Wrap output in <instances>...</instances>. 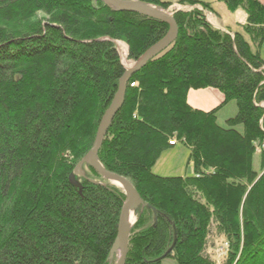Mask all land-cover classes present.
<instances>
[{"label":"trees","instance_id":"16d2710c","mask_svg":"<svg viewBox=\"0 0 264 264\" xmlns=\"http://www.w3.org/2000/svg\"><path fill=\"white\" fill-rule=\"evenodd\" d=\"M176 1L195 9L174 12L177 40L132 76L98 152L141 199L126 264H217L206 253L214 226L229 245L224 264H264V153L255 156L264 141V4L223 0L247 15L225 33L206 19L204 11L219 16L211 3ZM169 29L101 0H0V264H111L126 196L75 175L125 74L107 39L137 62ZM206 88L225 97L210 112L187 101ZM230 101L238 111L222 127L216 114ZM175 135L190 150L192 176L153 173Z\"/></svg>","mask_w":264,"mask_h":264},{"label":"rangeland","instance_id":"374dc122","mask_svg":"<svg viewBox=\"0 0 264 264\" xmlns=\"http://www.w3.org/2000/svg\"><path fill=\"white\" fill-rule=\"evenodd\" d=\"M201 1L211 3L214 11L219 16H222V17L215 16L214 14H212L210 12L204 11L207 21L212 26L214 25V28L216 27V29H217V27H218V28L224 30V31H222V30L221 31L225 32V33H228L224 28L225 26L226 27L228 26L229 28L234 29V27H232L233 26L232 24L235 23V20H237L236 16L239 15V13L237 15H236V13L239 11H240V13H242L241 12V11H243L242 9H239L235 13L231 14L228 11L227 6L223 0H201ZM176 2L177 1L174 0V4L172 6H170L165 11L168 12L169 14H172L175 11H178L179 9L187 7V6H180ZM158 8H160V7H158ZM196 8L202 10L201 7L196 6ZM192 10H190V11H192ZM244 13L245 12L243 11V15H244ZM36 17H38L40 20H42V19H44L45 16L43 14H38ZM219 25H221V27H219ZM237 29H240V25L239 26L237 25ZM121 43L126 45L124 42H121ZM126 47L128 48L127 45H126ZM116 48H117L118 54L120 56L121 62L125 68L126 67L127 68L132 67L134 65V63H136V62L130 61L128 59V53H126V60H125L119 52L118 45H116ZM261 56L264 59V43H263V46L261 49ZM263 70H264V68H263ZM199 91H203V92H199ZM224 99H225L224 95L219 90L214 89V88L190 90L188 95H187L188 103L192 107H194L195 109L201 110L203 112H208V111L200 109L198 106H202V107L208 109L209 111H211V110L219 107L221 105V103H223ZM237 111H238V108H237L236 102L230 101L225 106H223L218 111V113L216 114L217 123L220 126L225 127L226 121L228 119L236 116ZM176 139H177L176 135L174 137H171V139L169 141V145L171 146V144H170L171 142L175 143V145H172L171 147L167 148V150L165 152H163L162 156L160 157V159L157 161L155 167L153 168L154 174L162 176V177H186V176H192L193 175V173H194L193 166H192V163L189 162L190 150L188 147L181 144L178 141V139L177 140ZM263 146H264V141L257 144V146H256L255 156L257 157V159L261 156L262 153H264ZM82 170H83V173H82L83 175L79 176L81 178H84V179L86 178L87 180H90V181L94 182L95 184H100V185H103L100 181H106L109 185L115 186L112 184V182L105 180L100 175H99V177H97L95 174L92 173V171L90 170V168H88V166L86 167V165L83 166ZM258 170H260V169H258ZM263 173H264V171L261 174H263ZM119 176H121V175H119ZM115 187H117V186H115ZM117 188H119V187H117ZM119 189H121V188H119ZM121 190L123 191V189H121ZM136 209L134 211L135 221L133 222L132 227L137 222ZM228 249H229L228 242L226 241V239L223 236L219 237V235L216 233L215 226H214L212 228V233L208 239V246L206 248V253L210 256V258L212 260H215L217 264H224L223 262L227 256ZM117 260H118V253H116L114 255V257L110 260V262H111V264H117ZM162 264H178V263L174 259H166L162 262Z\"/></svg>","mask_w":264,"mask_h":264},{"label":"water","instance_id":"95a60500","mask_svg":"<svg viewBox=\"0 0 264 264\" xmlns=\"http://www.w3.org/2000/svg\"><path fill=\"white\" fill-rule=\"evenodd\" d=\"M107 7L112 9L115 12H127L135 13L142 17L157 20L161 23L169 25L170 29L167 35L158 42L155 46L149 49L134 65L130 68H125V74L120 80L118 91L114 97V100L105 114L102 123L97 131L95 141L93 143L92 149L89 153L79 162L77 168L75 169L76 176H82L83 166L86 165L94 170L98 175H100L105 180L110 182H119L121 186H117L123 189V192L126 196V200L123 204L119 225L118 233L111 250L110 260L118 253L117 264H126L128 251H129V237L131 228H127L128 221L127 217L130 212L135 211L138 205L141 203L139 194L133 184L127 180L125 177L119 176L117 174L107 171L104 166L101 164L98 158V152L105 140V137L108 133L109 128L113 122L114 117L122 108L127 85L131 80L132 76L138 73L141 69L146 67V65L165 50H167L178 38L179 28L177 22L174 18V14H169L161 8L156 6L148 5L139 1H123V0H101ZM192 7H184L179 9L177 12H188L192 10ZM216 28V27H215ZM218 30H222L217 28ZM224 31V30H222ZM117 43L116 41H114ZM114 185V184H113ZM116 186V185H115Z\"/></svg>","mask_w":264,"mask_h":264},{"label":"bare ground","instance_id":"6f19581e","mask_svg":"<svg viewBox=\"0 0 264 264\" xmlns=\"http://www.w3.org/2000/svg\"><path fill=\"white\" fill-rule=\"evenodd\" d=\"M124 1V0H123ZM143 3V2H142ZM146 4V3H145ZM148 5H150V4H148ZM152 6H154V5H152ZM194 9V8H193ZM164 10V9H163ZM165 11V10H164ZM189 12V11H188ZM172 14H174V13H172ZM243 17V16H242ZM108 41H110V42H112V43H114L115 45H118V47H119V52H120V54H121V56L126 60V53H128V48L126 47V45H124L123 43H121V42H117V43H115L113 40H109V39H107ZM129 66V65H128ZM127 68V67H126ZM128 68H130V67H128ZM177 140V139H176ZM113 184L114 185H116V186H121V184L119 183V182H113ZM122 189V188H121ZM127 221H128V226H127V228H130L131 226H132V224H133V222L135 221V215H134V213L133 212H130L129 214H128V217H127ZM129 239H130V237H129Z\"/></svg>","mask_w":264,"mask_h":264},{"label":"crops","instance_id":"0c3cea01","mask_svg":"<svg viewBox=\"0 0 264 264\" xmlns=\"http://www.w3.org/2000/svg\"><path fill=\"white\" fill-rule=\"evenodd\" d=\"M261 3H264V0H259ZM242 13H240V11L239 12H237L236 13V15L239 13V15H237L236 16V19L237 20H235V23H233L232 25V27H234V29L236 30L237 29V25L239 26H242V25H244V24H246V20H247V15L244 13V15H243V11H241ZM243 16V17H242ZM213 24V23H212ZM237 24V25H236ZM214 26V25H213ZM219 27H221V25H219ZM224 27V26H223ZM218 28V27H217ZM231 29V28H230ZM199 92H203V91H199ZM222 104V103H221ZM191 106V105H190ZM192 107V106H191ZM200 109H203V110H206V111H208V112H210L208 109H206V108H204V107H202V106H198ZM194 108V107H193ZM195 109V108H194ZM198 110V109H197ZM214 110V109H213ZM212 111V110H211ZM177 146V145H176ZM175 146V147H176Z\"/></svg>","mask_w":264,"mask_h":264},{"label":"built area","instance_id":"2783aa9c","mask_svg":"<svg viewBox=\"0 0 264 264\" xmlns=\"http://www.w3.org/2000/svg\"><path fill=\"white\" fill-rule=\"evenodd\" d=\"M132 86H133V87H137L138 85H137V84H133ZM170 144H171V145H175V143H173V142H171ZM263 151H264V146H263Z\"/></svg>","mask_w":264,"mask_h":264}]
</instances>
